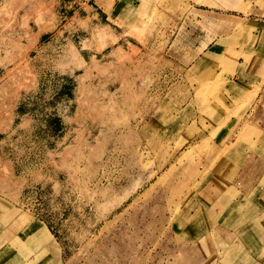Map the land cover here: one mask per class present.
Returning <instances> with one entry per match:
<instances>
[{"label":"rangeland","instance_id":"rangeland-1","mask_svg":"<svg viewBox=\"0 0 264 264\" xmlns=\"http://www.w3.org/2000/svg\"><path fill=\"white\" fill-rule=\"evenodd\" d=\"M137 3L0 0V264H197L208 217L264 219V0Z\"/></svg>","mask_w":264,"mask_h":264},{"label":"crops","instance_id":"crops-1","mask_svg":"<svg viewBox=\"0 0 264 264\" xmlns=\"http://www.w3.org/2000/svg\"><path fill=\"white\" fill-rule=\"evenodd\" d=\"M128 1L132 6L130 10H132L135 3L140 0H91L83 8L71 7L66 0H60V3L62 5L61 8L64 10L73 12L88 10V13H92V17L97 18L98 15L96 14H101L108 20H118L130 13L128 7L123 6ZM205 40V36L198 37V46ZM217 40L218 37L204 42L202 45L203 52L214 47L217 44ZM217 46L220 47L218 44ZM201 55L202 52H199L198 57H201ZM259 59L262 63L264 62V58ZM202 61L205 62L204 60ZM237 62L239 64L235 67L234 72L227 74L226 77L227 90L231 86L233 87L232 90H228L227 94L235 98L245 96L249 86L253 84L250 79L254 77L252 75L254 72L250 70L248 64L241 65V68H239V65L243 61L238 59ZM247 108L248 105L243 109L248 110ZM212 186L210 185V189ZM207 188L205 190L210 191L209 187ZM219 193L210 191V195H206L205 197L210 198L211 204L213 205L214 200L221 194ZM214 215L208 217L211 219H206L211 224L208 235L205 236L204 234L198 238L196 236L193 240L187 239L188 241H192L189 243L192 244L195 250V257L200 258L197 260V264H264V219H258L259 216L255 215H251L249 220L245 217L240 219L238 216L232 217L227 211H225V214L224 211L223 213H219L218 218L214 217ZM222 221L226 224L232 223L233 225H223ZM215 222H218V225H215ZM239 222L240 224H237ZM249 222L252 225L247 227L245 224Z\"/></svg>","mask_w":264,"mask_h":264},{"label":"built area","instance_id":"built-area-1","mask_svg":"<svg viewBox=\"0 0 264 264\" xmlns=\"http://www.w3.org/2000/svg\"><path fill=\"white\" fill-rule=\"evenodd\" d=\"M71 7L83 8L89 4L91 0H66Z\"/></svg>","mask_w":264,"mask_h":264}]
</instances>
